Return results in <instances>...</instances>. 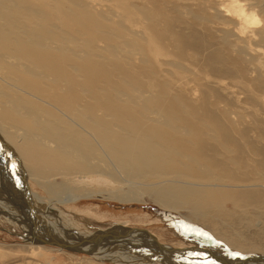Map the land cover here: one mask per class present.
<instances>
[{"label": "rangeland", "instance_id": "obj_1", "mask_svg": "<svg viewBox=\"0 0 264 264\" xmlns=\"http://www.w3.org/2000/svg\"><path fill=\"white\" fill-rule=\"evenodd\" d=\"M0 3V26L3 24L4 29L10 23L7 14L19 11L20 18L14 20L18 21L14 31L17 35L25 28L23 22L30 19L36 28L46 26L45 32L50 28L51 36L71 41L72 35L60 16L72 20L73 14L84 13L87 22L97 27L100 41L88 46L84 36H77L76 62L62 63L70 70V76H76L78 82L82 80L87 88L103 91L102 96L108 103L105 106L115 105L114 108L126 110L133 101L131 110L138 118L158 117L159 110H152L149 105L144 109L142 102L146 99L153 104L161 97L172 103L173 110L182 112L180 115L190 124L197 119L207 125L193 130L201 135L194 141L192 152L199 157L202 167L210 166L218 175L236 179L234 188L222 190L230 198L218 206L204 208L196 216V211L189 206L170 211L154 204L148 190L152 189L149 188L151 181L158 182V179L150 181L138 176L127 181L113 171V177L82 175L81 179L75 178L76 183L70 181L73 178L55 172L47 178L52 186L68 184L93 196L83 197L79 193L73 203L52 205L37 178L25 175L22 186L35 201L31 202L34 210L43 213L47 208L49 216H43L44 219L54 217L58 221L59 213L64 210L79 218L82 230L90 228V234L95 233L91 230L98 233L118 226L113 232L116 243H123L126 251L132 250L138 255V259H129L128 264H166L157 251L150 252L151 248L211 264H217V260H226L218 264H237L234 261L238 258L229 261L228 257L224 258L226 253L264 256V0H123L122 5L119 0H0ZM253 17L258 19L257 24H251ZM85 56L90 63L95 60L96 68H91L93 72L89 70L92 80L97 77L95 81L89 79L92 83L87 82L85 70L76 67L83 64ZM8 60L2 61L6 68L17 65L21 68L16 61ZM4 85L12 91L0 81V89ZM121 88L122 93L118 90ZM17 91L13 89L12 99L28 97ZM30 101L39 104L37 100ZM8 103L11 100H6L3 108H11L12 104ZM0 137H6L1 129ZM0 143L3 154L0 156V264H112L95 261L88 254L58 250L55 246L33 245L21 238L24 218L17 209L22 202L16 190L19 191L23 182L25 165L14 159L11 163L5 156L9 149L7 142ZM8 183L13 191L6 192L7 197L4 190L9 189ZM102 188L135 189L142 195L130 201L96 196ZM26 189L21 198L28 203ZM11 215L22 223H16ZM260 263L264 264V260ZM246 264H255V261Z\"/></svg>", "mask_w": 264, "mask_h": 264}, {"label": "bare ground", "instance_id": "obj_2", "mask_svg": "<svg viewBox=\"0 0 264 264\" xmlns=\"http://www.w3.org/2000/svg\"><path fill=\"white\" fill-rule=\"evenodd\" d=\"M119 1L122 5L123 0ZM7 15L6 18L10 23L7 24L6 29H4L5 26L2 27L3 24L0 26V72L3 74L0 81L10 86L12 91L13 89L18 90L27 94L28 97H20L19 100L12 99L13 92L8 90L5 85L2 87L4 89H0V129L6 136L4 139L0 137V142H7L9 149H7L5 156L10 159L11 163L14 159L25 165V171L21 169L24 174L22 176L23 182L19 185V191L16 190L18 194L16 196H19V200L22 202L17 209H20L23 216L25 213L31 212L30 214H34L35 218L33 217L32 221L28 219L30 220L28 222L25 217L20 215L25 220L22 223L14 215H11L14 220L16 219V223H22L21 226L24 224L25 230H22L24 234L21 236L23 240L33 245H50L55 246L58 250L88 254L95 261L99 259L100 262L109 261L112 264H128L129 259H138L135 251H126L123 243H116L118 240H116V234L113 233L118 229L116 225L112 226L110 230H102L98 233L91 230L95 233L90 234L88 233L90 228L88 231L85 227L82 230L83 225L79 223V218L68 215L64 210L59 213L61 222L54 217L44 219L43 216H49V210L46 208L42 213L33 209L32 203L35 201L33 202L30 194H28L29 191L22 186L26 182L25 175L34 179L37 178L39 181L37 183L46 192L52 205L54 203L55 205L73 203L79 197V193H83V197L93 196L92 193L85 192L86 190H80V188L68 184L52 186L48 183L47 178L55 172L65 174L70 179L73 178L70 181L76 183L78 181L75 178L81 179L82 175L100 174L113 177V171L120 178H127V181L129 178L135 179L138 176L150 179V181L158 179V182L151 181L152 184L149 188L152 189L148 190L154 204L159 205L163 210L170 211L189 206L196 211V216L204 208L218 206L221 201L230 198L229 194H224L222 190L234 188L233 183H236V179L228 175L220 176L210 166L202 167L204 165L200 163L199 157L194 154L195 152H192L195 149L194 141L201 136L200 133L196 132L197 127L202 125L201 122H197L196 119L192 120L190 124L186 117L180 115L182 112L176 113L172 108L173 104L166 102L161 97L153 104H151L150 99L142 102L144 109L149 105L152 110H159L158 117H150L151 119L147 117L138 118V115L131 110L133 101L130 102L126 110L114 108L115 105L105 106L104 104L108 103L102 96L103 91L92 89L91 86L87 88L82 80L78 82L75 79L76 76L73 78L74 75L72 74L73 77H71L70 70L68 71L62 66L63 62H76L78 58H76V54H79L75 52L77 36L80 38L84 36L88 46L90 43L100 41L96 33L97 27L87 22L84 13H78L77 16L73 14L72 20L64 15L60 16L63 26L70 31L73 37L69 36L71 41L58 39L54 35L51 36L48 34L50 28L46 33V26L36 28V23L34 24L30 19L23 22L26 25H22L23 23L20 22L25 28L18 33L19 36L14 32L17 27L16 23H18L14 20L21 16L19 11ZM32 15L28 16L31 17ZM43 20L41 21L43 22ZM257 23L258 19L253 17L251 24ZM76 28L77 30H75ZM91 55L93 54L91 53ZM4 58L16 61L21 68L19 69L17 64V66L6 68L2 62L5 60ZM90 61L85 56L82 61L83 64L76 66L82 71L84 69L87 76L92 75L93 69L91 68H96L95 60L92 63ZM90 75L88 77L85 75L86 80L87 78L92 80L93 77ZM44 78L45 82L43 81ZM94 78L97 79V77ZM90 80L87 82L92 83ZM123 86L127 87L128 85L123 84ZM118 90L123 92L122 88ZM105 94L108 95L107 92ZM30 99L37 100L39 104L30 101ZM89 99H92L93 102ZM131 99L133 100L132 97ZM6 100H11V103H8L9 105L12 104L11 108L6 106L3 108V103ZM110 102L114 103L112 99ZM202 126L206 127L207 125ZM194 129H196L195 132H193ZM20 132L21 136L19 135ZM210 135L212 136V134ZM19 140L21 142L17 143ZM190 146L192 149H189ZM0 156H3L1 145ZM8 186L9 189H1L5 191L7 197L6 192L13 189L9 183L7 188ZM25 189V200L28 203H25L21 198ZM95 195L107 199L130 201V199L134 200L136 196L142 194L135 189L134 191H121L120 189L102 188ZM55 212L52 213L55 214ZM202 220L204 219L202 218ZM124 239L126 238L124 237ZM149 250L151 253H154V250L157 251L161 255L159 257H162L166 264H211L210 262L202 263L201 260L188 258L183 254L172 256L165 252L166 250L161 251L156 248ZM198 250L203 251L204 249L198 248ZM257 256L226 253L224 258L228 257L227 260L229 261L238 258L234 261L237 264H246L248 261H255V264H258L262 262V259L264 260V256H258L260 258L257 260L254 259ZM163 260L161 259V261ZM217 262L224 263L226 260H217Z\"/></svg>", "mask_w": 264, "mask_h": 264}, {"label": "water", "instance_id": "obj_3", "mask_svg": "<svg viewBox=\"0 0 264 264\" xmlns=\"http://www.w3.org/2000/svg\"><path fill=\"white\" fill-rule=\"evenodd\" d=\"M31 212H27V213H25L27 216H28V218L27 219H25L26 221H28V222H30V220L32 221V219H33V217H34V214H30ZM25 215V216H26ZM35 218V217H34ZM28 219H30V220H28ZM24 220V221H25Z\"/></svg>", "mask_w": 264, "mask_h": 264}]
</instances>
